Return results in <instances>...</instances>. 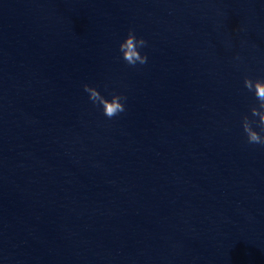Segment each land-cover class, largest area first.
<instances>
[{
  "label": "water",
  "instance_id": "1",
  "mask_svg": "<svg viewBox=\"0 0 264 264\" xmlns=\"http://www.w3.org/2000/svg\"><path fill=\"white\" fill-rule=\"evenodd\" d=\"M245 76L264 0H0V264H264Z\"/></svg>",
  "mask_w": 264,
  "mask_h": 264
},
{
  "label": "clouds",
  "instance_id": "2",
  "mask_svg": "<svg viewBox=\"0 0 264 264\" xmlns=\"http://www.w3.org/2000/svg\"><path fill=\"white\" fill-rule=\"evenodd\" d=\"M146 46L147 41L143 37H138L134 29L130 28L125 39L119 44V51L122 54V59L129 66L135 67L137 63L140 65L147 63V54H141L140 51ZM244 87L248 92L254 94L256 105L250 107L251 118L248 115L242 117L243 133L249 145L264 147V77L254 79L250 76H245ZM83 89L89 94V99L94 105L102 106L103 115L107 118L111 119L125 111V105L122 102L127 100L125 95L113 93L111 99H107L101 95L96 87L84 84ZM257 128L259 131L256 130Z\"/></svg>",
  "mask_w": 264,
  "mask_h": 264
}]
</instances>
